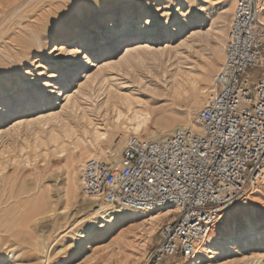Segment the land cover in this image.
<instances>
[{
	"label": "rangeland",
	"instance_id": "rangeland-1",
	"mask_svg": "<svg viewBox=\"0 0 264 264\" xmlns=\"http://www.w3.org/2000/svg\"><path fill=\"white\" fill-rule=\"evenodd\" d=\"M100 3L0 0V62L12 71L0 85V264H144L147 251L157 244L158 228L169 220L162 216L150 224L143 220L154 213L137 211L136 219L119 228L125 250L120 253L107 249L111 238H101L92 249L72 246L75 234L92 230L90 223L99 219L96 209L105 206L82 194L80 166L93 152L114 164L106 152L118 151V159L128 134L162 140L175 127L195 126L194 115L210 94L222 61L234 0ZM142 16L152 17L151 29L142 34L161 35L148 47L129 41L140 34ZM113 18L115 27L108 29ZM124 20L130 22L125 38ZM68 32L73 33L70 45L78 35L86 38L83 64L52 51ZM19 39L31 40L33 61H10ZM84 72L91 74L89 80ZM53 80L58 83L44 94L42 89ZM67 94L73 97L65 99ZM189 114L183 125L181 118ZM144 115V124L132 131L130 126ZM164 121L172 126L161 133ZM250 226L264 232V180L213 229L223 248L202 264H264V239L255 245L240 240L238 248L224 246L225 238L240 237Z\"/></svg>",
	"mask_w": 264,
	"mask_h": 264
},
{
	"label": "built area",
	"instance_id": "built-area-1",
	"mask_svg": "<svg viewBox=\"0 0 264 264\" xmlns=\"http://www.w3.org/2000/svg\"><path fill=\"white\" fill-rule=\"evenodd\" d=\"M264 0H234L211 92L162 140L128 134L116 164L86 158L81 192L112 209L166 213L144 264H186L264 180ZM256 73L252 77L249 73ZM182 262V263H181Z\"/></svg>",
	"mask_w": 264,
	"mask_h": 264
},
{
	"label": "bare ground",
	"instance_id": "bare-ground-1",
	"mask_svg": "<svg viewBox=\"0 0 264 264\" xmlns=\"http://www.w3.org/2000/svg\"><path fill=\"white\" fill-rule=\"evenodd\" d=\"M260 20L264 22V17H260ZM116 22L117 21L113 18L112 23H111V25L109 26L108 29H112L113 27H115ZM129 23L130 22H127L126 20L121 22V24L124 25V27L122 29V33L124 35L123 38H125L127 33H128V28L130 26ZM145 23H148L147 19L145 20ZM137 30H139L141 32H140L139 35L132 36L129 39V41H131V43H142L141 46L148 47V46H151L154 43L155 44L158 43L161 40V35L159 34V32H156V34L154 36L145 37V34H142V30L140 28L137 29ZM112 33H115V31H112ZM137 33H138V31H137ZM72 37H73V33L72 32H68V33H66V36L61 38L62 42H60L58 44H54V48H53L52 51H56L57 52L55 57L65 58V59H67L66 61L70 60L73 57L71 54L73 52H75L76 49L68 47L70 45V42H71L70 38H72ZM74 39H75V43H73L71 45L79 44L80 48L83 49L85 44H86V38L84 36H82V35H78ZM145 39H148V43L147 44L144 43V42H146ZM34 40H36V39H34ZM15 42H16V45H17V51H16L15 55H13V54L10 55V61L11 62L16 63V61L18 62V60L22 61V59H23L22 57H25V59H27L28 61H30V60L33 61L36 58V57L32 58L31 55H30V53L32 52V49L34 48L33 47L31 49V40H27L26 41V39H25V41H24V39L23 40L19 39V40L15 41ZM95 46H96V43H92V49H94ZM128 50H129V48H126L125 52H127ZM62 53H63V55H62ZM37 55H39V54H37ZM46 55L47 54H45V52L42 50L41 58H45ZM19 63H21V62H19ZM91 63H92L90 65L91 67H97L98 69H100L99 66H96V64H94L93 62H91ZM0 65L2 66V67H0L1 73H4L2 76H0V85L1 84L3 85L5 80H10V79H6V77L10 76L12 71H11L10 67L7 66L8 63H6L5 61L1 60ZM11 65H13V63ZM66 71H68V69H66L65 72ZM4 75H7V76H4ZM82 77L89 80L91 78V74H89L88 72H84V75ZM8 87H10V86L8 85L7 88ZM2 91L3 90L0 89V92H2ZM71 96L73 97L72 94H67L65 96V99H69ZM43 101H45V99H44V97H41V102H43ZM67 101H69V100H67ZM146 119H147V116L144 115V117L142 119H139V120L136 121L135 125L130 126V129L132 131H134V132H137L139 130V128L144 124ZM189 119H190V114L185 116V117H183V118H181L180 122L183 125H185L188 122ZM160 126H162V127H160L161 128L160 132L161 133H165V132H168L169 130H171L172 123L164 121V125H160ZM192 129H197V127L194 126ZM106 154H107L106 156L108 157V160L110 162H112L114 164L117 163V161H118V159H117L118 151H116V150H108L106 152ZM98 156H99V154H96L94 152L87 154V158L88 157H98ZM104 205H105L104 207L100 206V207H98L96 209L97 213L99 214V219L97 221H92L91 223L89 222L90 223L89 227H91L92 230H90V231H86V230L78 231L75 234L72 246L76 247L77 249H80V247L85 245L86 248L92 249L91 247L96 245L101 238H106V239H108V238L110 239L111 238L110 241H109V244L107 245V249H109L110 253L111 252L120 253V251H125L124 250V246H123V241H124L123 239L124 238L121 236L122 229L119 230V228L121 227V225H123V223H125L124 221H127L128 219H133V220L136 219V218H134V215H136L138 212L136 210L130 209V208H122V209H119V210H115V209H112L111 207H108L106 204H104ZM169 211H173V209H169L168 208V209H160L157 212H147V213H154V214L153 215L152 214H147L146 216L148 218L144 219L143 221H149V223L152 224V222L154 220L159 219L160 217L166 215V213L169 212ZM1 221H2V219L0 218V222ZM6 223H7V226L9 227L8 221ZM5 224H3V226H5ZM1 226H2V224L0 225V227ZM217 234L218 233H216V232H211L208 235V237L206 238L205 242L198 249V252H197L196 256L193 259L187 261L186 264H202L201 261L206 259L209 256L210 253H216V252H218V250H220V248H223V247L218 246V244H217L218 243L217 240L219 239V236ZM239 236L240 237H238L237 235H233L231 237L225 238L224 246H228L229 247V246H231V244H234L235 247H236L238 242H240V240L243 241V239L247 240L246 241V245H255L257 243H261L263 241V239H264V232L255 231L250 226L248 228L247 232L239 233ZM238 247L239 246H237L236 248H238ZM63 259H64V262L68 261L67 258H63ZM122 261H124V259Z\"/></svg>",
	"mask_w": 264,
	"mask_h": 264
},
{
	"label": "snow or ice",
	"instance_id": "snow-or-ice-1",
	"mask_svg": "<svg viewBox=\"0 0 264 264\" xmlns=\"http://www.w3.org/2000/svg\"><path fill=\"white\" fill-rule=\"evenodd\" d=\"M100 6H103V0H101ZM157 15H158V13H157ZM146 19L148 20V23H145ZM138 27L141 30H144V31H147V30L151 29V27H152V17L151 16H148V17L142 16L140 18V20H139ZM68 47L76 49V51L73 52L71 55L75 58V60L80 61V63L83 64L84 62L82 60V56L84 55L85 50L81 49L79 45H69ZM62 55H63V53H62ZM89 55H91V53H89ZM57 83H58V81H56V80L49 81L48 82V87L43 88L42 92L44 94H47L48 90H49V87H53Z\"/></svg>",
	"mask_w": 264,
	"mask_h": 264
}]
</instances>
